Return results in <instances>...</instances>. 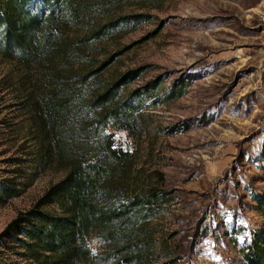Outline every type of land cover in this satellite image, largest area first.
Segmentation results:
<instances>
[{
	"label": "rangeland",
	"instance_id": "374dc122",
	"mask_svg": "<svg viewBox=\"0 0 264 264\" xmlns=\"http://www.w3.org/2000/svg\"><path fill=\"white\" fill-rule=\"evenodd\" d=\"M112 12L148 19L97 44L107 72L136 69L130 87L154 78L165 87L188 83L181 97L146 110L140 138L108 128L133 152L137 180L172 192L153 220L156 236L177 264H240L264 226L253 199L264 191V0H137ZM24 72L0 55V182L17 188L0 203V233L65 174L33 162L31 123L19 105ZM23 252L3 234L0 264H27Z\"/></svg>",
	"mask_w": 264,
	"mask_h": 264
},
{
	"label": "trees",
	"instance_id": "16d2710c",
	"mask_svg": "<svg viewBox=\"0 0 264 264\" xmlns=\"http://www.w3.org/2000/svg\"><path fill=\"white\" fill-rule=\"evenodd\" d=\"M128 1L137 0H0V55L25 70L19 105L31 123L33 162L39 172L65 171L0 233V245L11 236L27 264H177L153 223L171 190L139 182L133 152L108 128L140 138L146 110L181 97L188 83L165 87L154 78L130 87L136 69L107 72L108 60L94 57L98 43L147 21V14H112ZM14 195L16 187L0 182V203ZM253 199L264 217V191ZM240 264H264V226L252 232Z\"/></svg>",
	"mask_w": 264,
	"mask_h": 264
},
{
	"label": "built area",
	"instance_id": "2783aa9c",
	"mask_svg": "<svg viewBox=\"0 0 264 264\" xmlns=\"http://www.w3.org/2000/svg\"><path fill=\"white\" fill-rule=\"evenodd\" d=\"M89 246H90L91 252L93 254H96L98 251V241L94 237H91L89 239Z\"/></svg>",
	"mask_w": 264,
	"mask_h": 264
}]
</instances>
